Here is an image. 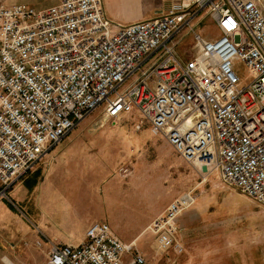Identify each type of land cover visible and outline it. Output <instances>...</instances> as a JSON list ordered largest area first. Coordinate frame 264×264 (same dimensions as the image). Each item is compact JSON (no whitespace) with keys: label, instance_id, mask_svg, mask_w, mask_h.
I'll list each match as a JSON object with an SVG mask.
<instances>
[{"label":"built area","instance_id":"2783aa9c","mask_svg":"<svg viewBox=\"0 0 264 264\" xmlns=\"http://www.w3.org/2000/svg\"><path fill=\"white\" fill-rule=\"evenodd\" d=\"M203 17L215 37L196 31ZM98 108L113 123L138 115L184 162L264 205V0H182L125 24L102 0L0 3V198ZM195 200L183 192L144 229L158 255L183 252L177 218ZM39 233L45 264H150L138 238L123 241L104 221L78 244Z\"/></svg>","mask_w":264,"mask_h":264},{"label":"rangeland","instance_id":"374dc122","mask_svg":"<svg viewBox=\"0 0 264 264\" xmlns=\"http://www.w3.org/2000/svg\"><path fill=\"white\" fill-rule=\"evenodd\" d=\"M118 1L102 0L108 18L115 23L131 22V18L108 12V8L120 9ZM130 1L137 4L132 9L135 12L146 2ZM55 2L0 0L4 5L26 3L35 8ZM199 20L197 32L217 35L209 17ZM192 43L187 36L180 49ZM249 73L245 67L238 71L243 82L250 78ZM124 165L131 167L128 177L118 175V168ZM38 168V186L44 188L47 181L46 187L55 192L37 198L35 191L24 199L22 192L8 193L14 205L0 198V264H6L3 257L13 264H45L48 247L34 244L38 229L46 232L56 223L79 232L91 219L108 222L125 241L140 234L138 247L150 264H264V205L223 184L217 171L207 173L199 164L184 162L136 114L113 123L98 108L52 148L35 165ZM69 183L83 188L70 189ZM188 190L196 200L177 220L183 252L158 255L153 235L142 231L152 214Z\"/></svg>","mask_w":264,"mask_h":264},{"label":"crops","instance_id":"0c3cea01","mask_svg":"<svg viewBox=\"0 0 264 264\" xmlns=\"http://www.w3.org/2000/svg\"><path fill=\"white\" fill-rule=\"evenodd\" d=\"M181 1L182 0H146L145 3L140 4V7L138 6V11L135 12V10H132V9H134L137 4L132 3L130 0H121V1L119 0L117 2V5H118V7L120 9H116V11H114L112 8H110V9L108 8V12L110 11V13L113 14L117 18H121L122 19V16H124V18H131L130 20H131V22H133V21L140 20V19H147V18L155 17L158 14H161V13L167 11L171 5L177 4V3L181 2ZM103 5H104V3H103ZM104 11H105V14L107 16V8L105 9V7H104ZM118 23H120V22H118ZM214 29H215V27H214ZM215 31H216V34H218V32H217L216 29H215ZM157 137H160V136H157ZM160 138H162V137H160ZM40 175L41 174H40L39 168L31 171L26 176H24L23 179L20 180V182L18 184H14V186L11 188V190L8 193L17 195L18 193H21L22 192L23 193L22 195H24L22 198L24 199V197L34 195V192L35 191L36 192H35L34 197H37V198H41L42 197V194L55 192L53 189H51L49 187H46V186H48L47 181H46V183L45 182L43 183L44 184V188L38 186L40 182L39 181H36V180H38V178H39ZM67 186L70 189H75V190L78 189V188L79 189H82L83 188V186L81 187L79 185V183H71V184L69 183ZM188 191H190V190H188ZM183 192H187V191H183ZM183 192L179 193L178 195L182 194ZM8 200L12 203V201L10 200V198H8ZM189 209H191V208H189ZM158 212L159 211H157V212H155L154 214L151 215V217H150L151 220L149 221V223L160 213V212L159 213ZM178 218H177V220H178ZM94 221H98V220H94V219L89 220L86 223V225H84L81 228V230L79 232L76 231L77 230L76 228L75 229H72V230L71 229H65V228H63L62 226H60V225H58L56 223H54L53 228H50L46 232H44V231H42L40 229H38V230L43 235H45L48 238V240L50 242H52V243H57V244H78L80 241L83 240V238L85 236L86 228L89 226L90 223H92ZM104 222H106V221H104ZM148 224L146 225V227L148 226ZM144 229H143L142 232H144ZM35 234H36L35 237L38 238L39 234H37V233H35ZM139 235H137V236H139ZM137 236H136V238H137ZM133 239H135V238H133ZM133 239H131V240H133ZM123 241H125V240H123ZM128 241H130V240H127L126 242H128ZM44 246H47L49 248V243L48 244H44ZM6 258L7 257H3V259H6Z\"/></svg>","mask_w":264,"mask_h":264},{"label":"bare ground","instance_id":"6f19581e","mask_svg":"<svg viewBox=\"0 0 264 264\" xmlns=\"http://www.w3.org/2000/svg\"><path fill=\"white\" fill-rule=\"evenodd\" d=\"M3 262L6 263V264H13V263H11V261H9L7 258H6V259H3Z\"/></svg>","mask_w":264,"mask_h":264},{"label":"trees","instance_id":"16d2710c","mask_svg":"<svg viewBox=\"0 0 264 264\" xmlns=\"http://www.w3.org/2000/svg\"><path fill=\"white\" fill-rule=\"evenodd\" d=\"M34 185V184H33Z\"/></svg>","mask_w":264,"mask_h":264}]
</instances>
